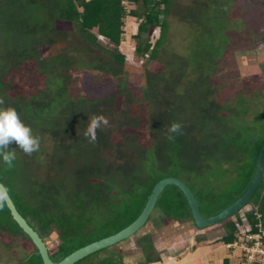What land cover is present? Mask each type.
I'll use <instances>...</instances> for the list:
<instances>
[{
	"label": "trees",
	"instance_id": "trees-1",
	"mask_svg": "<svg viewBox=\"0 0 264 264\" xmlns=\"http://www.w3.org/2000/svg\"><path fill=\"white\" fill-rule=\"evenodd\" d=\"M124 1L133 8L127 10L123 6ZM171 1L0 0V37L6 40L7 44L4 45L10 48H3L2 52L0 50V98L4 99L5 106L14 107L21 120L32 128L33 134L40 137V149L31 156L15 148V144L10 146L14 148L17 158L11 168L0 160V183L19 214L40 238L43 239L37 230L45 239L55 234L58 242L55 252L60 257L59 261L70 252L110 236L132 223L142 211L156 182L170 176L185 181V173L194 167L198 172L205 167L210 168L208 157L212 162L223 160L234 163L238 187L231 194L224 193L223 204L217 210L210 214L201 212L205 217L213 216L231 204L251 182L257 156L264 142V111H250V115L256 113L255 121H252L254 118L248 119V106L241 104L237 119L227 120L230 110L209 99L212 94L210 90L205 91L201 99L188 104V109H183L179 102L176 106L171 100L169 94L174 89L161 85L166 81L173 82L169 74L144 73V87L139 96V102L145 105H142L145 115L141 117V123L136 125L128 119H117L114 130L104 127L97 130L95 144L83 135L86 127L84 120L88 121L86 115L101 112L108 105L107 102H113L114 96L107 95L102 100H86L82 96L75 99L74 92L69 89L78 75L77 67L88 70L91 77L96 79L100 76L115 78L116 86L120 85V66L124 64V57L117 51V46L122 19L126 15L139 20L132 35L133 54L137 58L144 57V62L157 61L156 52L167 30L166 18L170 14ZM221 1L223 4L220 6L210 1V7L217 15L212 14L209 6L206 7L205 0L191 2V7L193 5L203 12V20L208 21L205 25L211 27H202L206 28L202 30L207 46L202 50L201 56L204 58L200 59L198 67L202 69L199 74L203 84H206L216 68L215 58L221 55L218 53L219 47L214 44L212 30L213 27L218 28L216 16L223 18L226 27L227 15L232 10V0L230 6L225 5L224 0ZM190 17L193 18V15ZM56 21L69 22L85 46H75L69 53L62 51L47 57L41 55L42 48L52 47L59 42L61 32L54 29ZM154 28L158 29V37L150 45L148 34ZM92 29L112 44L111 50L106 51L97 45L96 36L90 31ZM218 30L226 32L221 27ZM222 35L226 39V35ZM224 46L226 48L227 43ZM92 48L101 50L106 60L92 58L83 66L69 56L84 49L91 51ZM30 61L37 64L38 74L44 81V91L12 98V92L9 91L13 75ZM259 104L264 108V103ZM190 109L193 110L190 114L193 119L187 122L183 117L189 115ZM172 122L182 125L181 133L167 132ZM141 127L148 130L146 147L137 145V135L132 133ZM168 135H173L174 139L169 140ZM187 153H192V156ZM197 201L200 208L198 198ZM251 205L253 208L239 212L220 224L225 229L221 238L224 246L238 240L237 223H241L242 215L246 217L252 231H257V224L264 229V175L251 198ZM96 216L104 220L96 226L107 232L98 238L87 237L97 229L88 224ZM148 217L142 228L130 237L137 239V244L145 254L144 261L136 264L160 261L158 256L147 253L155 250L149 233L155 225L159 229L163 228L164 234L168 231V234H175L166 236L167 239L191 231L202 232L193 226L187 200L175 186L164 188ZM0 236L12 238L26 246V252L16 264H42L35 246L15 224L1 196ZM200 237L198 233L195 240L200 242ZM117 245L119 243L95 254ZM4 252L2 248L0 263L6 262ZM85 258L74 264H83ZM235 259L237 264H241L239 255ZM92 264L122 262L119 253L109 252L102 260ZM222 264H227V261Z\"/></svg>",
	"mask_w": 264,
	"mask_h": 264
},
{
	"label": "rangeland",
	"instance_id": "rangeland-1",
	"mask_svg": "<svg viewBox=\"0 0 264 264\" xmlns=\"http://www.w3.org/2000/svg\"><path fill=\"white\" fill-rule=\"evenodd\" d=\"M210 1L205 0L206 7L209 6L211 12H213L212 14L217 15L214 13V9L210 7ZM212 1H215L219 6L223 4L221 0ZM224 1L225 5H231L230 0ZM191 2L192 0L171 1L170 14L166 18L167 30L161 39V47L156 52L157 61L144 62V57L137 58L133 54L132 35L139 20L126 15L120 28L121 33L118 36L119 43L117 46V51L124 57V64L120 66V85L116 86V79L110 76L93 78L88 70H84L78 66V75L69 89L74 92L73 97L78 99L82 96L86 100H102L107 95H112L114 96L113 102L110 104L107 102L106 110L101 109V112L98 113L109 120V127L107 128H113L114 130V126H117V122H115L117 119L123 121L128 119L130 122L138 125L141 123V117L145 115L143 108L145 105H141L139 96L144 87V73L148 71L155 75H160L161 73L165 75L169 74V79H172L173 82L166 81L161 85L165 84L174 89V92L169 94L172 97L171 100H173L176 106H178L177 102H179L183 109H188V104L201 99L205 91L210 90L212 94H210L209 99L230 110L228 115L225 113L227 120L234 121L237 119V113H239V109L242 107L241 104L248 106V114L253 109L264 111V108L259 104L264 103V0H232V10L227 15L228 22H226V27L223 24V18L220 15L216 16L215 21L218 28L213 27L212 30L214 32V44L219 47L218 53L221 55L215 58V61H217L216 68L206 84H203L202 77L199 74L201 73L199 71L202 69L198 67V64L200 59L204 58L201 56V53L205 49L204 47L207 46L204 42L203 36L205 33L202 29L205 30L211 27L205 25L208 21L203 20V12H200V8L197 9L193 5L191 7ZM212 4L214 5L215 3ZM123 6L127 10L133 8V6L126 4L125 1L123 2ZM191 15H193L194 19L190 17ZM213 25H215V22ZM219 27L225 29L226 32H220L218 30ZM54 29L61 32L59 34V42L52 47L42 48L40 50L41 55L47 57L62 51L63 53H69L75 46H80L78 48L85 46L84 42H80L77 32H75L69 22L56 21ZM90 31L96 36L97 45H100L106 51L112 49V44L108 43L102 36L97 35L95 29ZM222 34L226 35L227 42L226 39H223L224 36ZM157 37L158 29H151L148 34L149 44L152 45ZM5 43L6 40L0 37L1 52L4 50L3 48L10 49L4 45ZM226 43L227 47L225 48L224 44L226 45ZM69 56L83 66L86 62L92 60V58L106 60V55L96 48H92L91 51L84 49L75 54L71 53ZM13 76L12 88L9 91L12 92V98L17 99L44 91V81L40 78L37 64L34 61L23 64L20 70L16 71ZM23 86L25 87L23 88ZM191 112L193 113L192 109L189 110L188 116L184 115L185 121H192ZM255 114H249L248 119L254 118L252 121H255ZM78 115L81 117L82 114L79 113ZM86 116V120H88L91 115ZM84 123L87 122L84 120ZM125 132L131 133L130 130H126ZM132 133L137 135V145L143 147L148 145L147 139L149 135L147 129L141 127L138 131H132ZM187 155L192 156V153H187ZM209 159L210 157L207 159L209 165L211 163L209 169L205 167L202 171L198 172L194 167L189 173H185L184 176L186 178L183 179L185 180L184 182L189 184V187L199 199L200 210L204 214H210L217 210L223 204L222 198L224 197V193L228 192V194H231L238 187L234 163L224 162L223 160L212 162ZM196 163L197 161L195 165ZM213 197L216 198L212 199ZM251 207L253 208L252 205ZM103 221L102 218H98L97 216L92 218L88 223L89 227H96L97 229L88 234L87 237L98 238L102 233L107 232L99 230L96 226V224L103 223ZM220 228L222 230L218 229L216 233L209 232L206 233L207 235H201L200 242L197 240L193 241L194 247H200L203 242V245L210 244L212 245V249L218 250L215 258L212 255L214 263L216 262L215 259L220 255H230L228 251L224 250V244L221 241L225 229L221 226ZM37 231L50 247L51 260L54 262L59 261L60 257L55 252V247L58 243L55 234H51L50 237L45 239V236L39 230ZM174 235L171 233L168 234V237ZM191 242L192 240L189 237L185 241L180 242V246H177L179 249L176 248L177 251L172 247V249H162L160 252L166 257L169 254L172 255L174 252L176 254V252L182 250L180 251L182 252L181 254L183 255L184 253L185 255L187 250H191ZM19 243L12 238L0 236V252L3 248L6 258V262H1L0 264H16L23 257L27 248ZM125 244L119 243V245L108 251L112 254L119 253L122 264H134L136 261H144V252L138 253L136 251L139 248L131 250ZM108 251L105 250L98 254L94 253L88 257L86 256L82 262L83 264L97 263L109 253ZM235 252L238 253L237 251ZM147 253L151 256V254L155 255L156 251H152L151 253L148 251ZM228 260L227 256L223 259V261H227V264H235V261Z\"/></svg>",
	"mask_w": 264,
	"mask_h": 264
},
{
	"label": "water",
	"instance_id": "water-1",
	"mask_svg": "<svg viewBox=\"0 0 264 264\" xmlns=\"http://www.w3.org/2000/svg\"><path fill=\"white\" fill-rule=\"evenodd\" d=\"M264 175V142L261 146V149L258 153L255 171L251 182L247 186V188L243 191V193L236 198L231 204L223 208L221 211L217 212L213 216L205 217L199 208V204L197 198L195 197L192 190L187 186V184L177 177L170 176L168 178H163L156 182L150 193L147 197V200L144 204V207L138 217L129 225L119 230L118 232L101 238L99 240L88 243L72 252L67 254L63 259L58 262H54L50 258V247L48 243L40 238L38 234L32 229V227L26 222V220L19 214L16 207L14 206L11 198L9 197L6 189L0 183V196L10 213L13 221L18 226V228L26 235V237L30 240V242L35 246L42 264H74L77 261L83 259L86 256L91 255L92 253L103 250L112 245L118 244L124 240L130 238L135 232H137L144 225L148 216H150L156 200L160 193L167 186H175L178 188L185 199L190 208L191 217L193 221V226L197 230H205L208 228L216 227L222 223V221L233 217L237 213H241L251 207V198L256 192L261 179Z\"/></svg>",
	"mask_w": 264,
	"mask_h": 264
},
{
	"label": "clouds",
	"instance_id": "clouds-1",
	"mask_svg": "<svg viewBox=\"0 0 264 264\" xmlns=\"http://www.w3.org/2000/svg\"><path fill=\"white\" fill-rule=\"evenodd\" d=\"M109 127V120L99 114L90 116L86 123L83 135L90 143L97 142V130ZM182 125L172 122L167 128L169 134L181 133ZM169 140L174 139L173 135H168ZM15 144L24 154L31 156L40 149V137L33 134L30 126L26 125L20 118L16 109L12 106H5V101L0 98V160L11 168L16 160V152L10 146Z\"/></svg>",
	"mask_w": 264,
	"mask_h": 264
},
{
	"label": "crops",
	"instance_id": "crops-1",
	"mask_svg": "<svg viewBox=\"0 0 264 264\" xmlns=\"http://www.w3.org/2000/svg\"><path fill=\"white\" fill-rule=\"evenodd\" d=\"M86 1V0H85ZM126 17V16H125ZM124 17V18H125ZM124 18L122 19V24H123V21H124ZM218 229H221L220 228V225L216 226V227H212V228H208L207 230L203 231L202 232H196V231H191L190 233L188 234H183V236H179V237H172L170 239H167L166 236H168V233L169 231L164 234L162 231H163V228H158V226L155 225V227H153L152 229L149 230V233L151 234L152 236V242H153V246L155 248L154 251H156V254L154 256H158L160 261H156L154 263H151V264H222V261L224 259L225 256H227V260L228 261H235V264H237V261H236V257L238 256V253L236 252H232V251H229L226 246H224V250L228 251L230 253V255H220L218 258H216V262L214 263L213 262V257L212 255L214 256V258L216 257V253H218V250H215V249H212V245L210 244H204L203 245V242H202V245H200V247H194V243L193 241L195 242V236L200 233V235H207L206 233H209V232H217ZM222 230V229H221ZM208 231V232H207ZM191 238L192 242L190 244V251H186V254L183 255L181 254L182 250H180L179 252H174V254L172 255H167L166 257L164 256V254L162 252H160V250L164 249H173L175 251L176 248L179 249L177 246H180V242H183L185 241L187 238ZM137 239H134V238H128L127 240H124L120 243H126L125 245L128 246V248H130L131 250H137L139 248L138 253H142L143 250L140 249L139 245L137 244ZM137 248V249H136ZM160 252V253H159ZM182 255V256H181ZM122 262V261H121ZM140 261H136V263H139ZM134 263V264H136Z\"/></svg>",
	"mask_w": 264,
	"mask_h": 264
},
{
	"label": "built area",
	"instance_id": "built-area-1",
	"mask_svg": "<svg viewBox=\"0 0 264 264\" xmlns=\"http://www.w3.org/2000/svg\"><path fill=\"white\" fill-rule=\"evenodd\" d=\"M257 231H252L244 215L241 223H237V241L226 246L232 252L237 251L241 264H264V229L255 225Z\"/></svg>",
	"mask_w": 264,
	"mask_h": 264
}]
</instances>
